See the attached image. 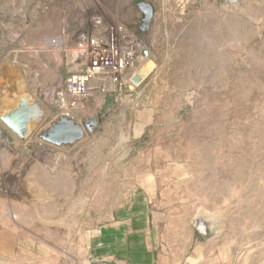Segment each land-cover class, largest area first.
<instances>
[{
  "label": "rangeland",
  "instance_id": "1",
  "mask_svg": "<svg viewBox=\"0 0 264 264\" xmlns=\"http://www.w3.org/2000/svg\"><path fill=\"white\" fill-rule=\"evenodd\" d=\"M139 1L154 7L147 32ZM118 24L141 48L122 89L105 85L67 113L98 121L79 141H43L63 114L57 91L84 68L70 54L79 36ZM0 34V66H18L0 71L13 80L0 81V115L27 95L47 109L25 140L0 120V218L15 230L0 264H84L86 235L136 196L162 213L160 260L264 264V0H205L185 11L172 0H0ZM149 59L156 67L134 85ZM199 215L213 220L212 238L196 230Z\"/></svg>",
  "mask_w": 264,
  "mask_h": 264
},
{
  "label": "crops",
  "instance_id": "2",
  "mask_svg": "<svg viewBox=\"0 0 264 264\" xmlns=\"http://www.w3.org/2000/svg\"><path fill=\"white\" fill-rule=\"evenodd\" d=\"M2 37L0 34V43L3 41ZM17 69L18 66L11 62H6L0 66V71L9 73L14 71L16 74ZM83 69L81 67V72ZM3 74L4 72L0 75V81L6 80L8 83L13 81L12 79H5ZM108 84L114 85L109 78H106L104 86ZM3 105L9 109L12 107V99L8 98L7 101L3 102ZM5 133V143L7 144L11 136L8 132ZM13 145L16 146L15 143ZM142 199L136 196L132 206L119 210L109 223L86 235L83 246L84 260H86L84 264H180L183 260L182 254L181 256L167 254L162 256V260L159 259L157 252L160 245L156 239V227L162 213L150 210L148 205L143 206L140 202ZM17 207L20 208V205L18 204ZM0 223L4 227L3 231H0V252L6 257L7 247L14 243L13 234L15 230L11 228L10 221L5 217L0 218ZM188 243L189 241L184 240L181 242V246L185 248ZM184 252L186 251L184 250ZM193 257L190 258L188 264H202V262H198L195 254ZM12 262L24 264L17 257L13 258Z\"/></svg>",
  "mask_w": 264,
  "mask_h": 264
},
{
  "label": "built area",
  "instance_id": "3",
  "mask_svg": "<svg viewBox=\"0 0 264 264\" xmlns=\"http://www.w3.org/2000/svg\"><path fill=\"white\" fill-rule=\"evenodd\" d=\"M205 0H172L177 9L187 10L192 4ZM141 50L133 35L123 25H115L106 35L81 34L71 49L74 61H82V72L67 76L57 91L55 106L63 114L78 107L80 101L93 98L104 87L106 78L123 86V74L132 67Z\"/></svg>",
  "mask_w": 264,
  "mask_h": 264
},
{
  "label": "water",
  "instance_id": "4",
  "mask_svg": "<svg viewBox=\"0 0 264 264\" xmlns=\"http://www.w3.org/2000/svg\"><path fill=\"white\" fill-rule=\"evenodd\" d=\"M228 1L235 4L238 0ZM137 7L142 13L139 29L147 32L154 24V7L147 1H139ZM149 55L150 53L147 49L142 50V56L144 58ZM155 63L154 60L149 59L134 75L132 83L136 86L140 85L145 79V76L147 78L150 74L148 73L149 66ZM46 114L47 109L44 105L36 100L31 101V96L27 95L20 97L16 108L0 115V120L12 133L16 134L20 139L25 140L31 133V123L42 121ZM97 123L98 121L93 118L81 125L75 122L70 117V114H61L47 129L41 132L39 138L54 146L72 145L82 139L85 132L92 131V128ZM195 228L206 239H210L216 234L215 228H213V220L202 215L196 217Z\"/></svg>",
  "mask_w": 264,
  "mask_h": 264
},
{
  "label": "bare ground",
  "instance_id": "5",
  "mask_svg": "<svg viewBox=\"0 0 264 264\" xmlns=\"http://www.w3.org/2000/svg\"><path fill=\"white\" fill-rule=\"evenodd\" d=\"M146 58H147V57H146ZM154 62H155V61H154ZM145 64H146V63H145ZM155 64H156V63H155ZM155 64H154V65L151 64V66H149L148 73H150L151 68H154V67L156 66ZM141 68H142V67H141ZM141 68H140V69H141ZM140 69H139V70H140ZM139 70H138V71H139ZM138 71H137V72H138ZM137 72H136V73H137ZM145 77H146V76H145ZM143 78H144V77H143Z\"/></svg>",
  "mask_w": 264,
  "mask_h": 264
}]
</instances>
